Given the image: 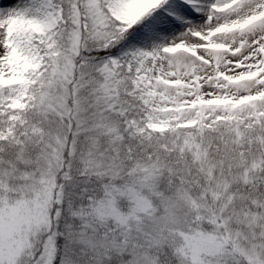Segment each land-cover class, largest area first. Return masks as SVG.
Returning <instances> with one entry per match:
<instances>
[{
  "label": "snow or ice",
  "instance_id": "6c2138e0",
  "mask_svg": "<svg viewBox=\"0 0 264 264\" xmlns=\"http://www.w3.org/2000/svg\"><path fill=\"white\" fill-rule=\"evenodd\" d=\"M0 264H264V0H0Z\"/></svg>",
  "mask_w": 264,
  "mask_h": 264
}]
</instances>
